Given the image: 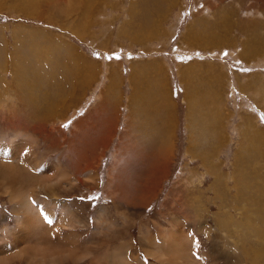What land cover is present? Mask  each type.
Masks as SVG:
<instances>
[{
  "label": "rangeland",
  "instance_id": "rangeland-1",
  "mask_svg": "<svg viewBox=\"0 0 264 264\" xmlns=\"http://www.w3.org/2000/svg\"><path fill=\"white\" fill-rule=\"evenodd\" d=\"M36 65L69 74L67 91L85 82L86 89L71 97L75 101L59 97L41 104L42 118L64 114L57 122L64 128V136L58 131L62 139L74 136L73 123L88 112L96 118L99 100L106 97L108 142L96 168L100 188L88 191L81 185L70 195L84 200L89 192L92 206L85 214L91 224L103 203L114 202L104 191L120 146L125 147L124 171L135 181L124 196L139 201L145 188L147 193L152 188L151 199L126 210L131 217L125 229L132 230L124 239L131 235L136 243L128 247L127 258L137 249L148 264L137 240L140 228L158 239L159 229L169 228L190 237L194 229H264V212H258L264 207V0H0V70L6 81L19 68L31 83ZM6 93L13 97L0 82V98ZM4 102L1 115L11 111ZM10 134L0 129V139L7 138L1 146L29 143L12 142ZM128 134L135 136L132 147L127 140L121 145ZM94 141L90 147H97ZM101 152L98 148L94 156ZM217 184L225 189L219 196ZM239 190L243 196L258 194L231 199ZM40 206L47 209L45 201ZM15 216L1 195L0 228L15 227ZM197 236L202 249L209 248V241ZM6 241L17 244L11 233ZM191 252L189 264H213L201 248Z\"/></svg>",
  "mask_w": 264,
  "mask_h": 264
},
{
  "label": "bare ground",
  "instance_id": "bare-ground-1",
  "mask_svg": "<svg viewBox=\"0 0 264 264\" xmlns=\"http://www.w3.org/2000/svg\"><path fill=\"white\" fill-rule=\"evenodd\" d=\"M32 56L39 58L38 54ZM37 65L31 73V83L27 81L25 75H19V68L13 70L10 82L6 81L4 69L0 70V82L13 91V97L8 93L1 95L0 102L5 100L4 103L11 111L8 113L2 110L4 114H0L2 116L0 129L5 128L7 135L11 133L9 139L12 142L17 138L29 140L25 145L21 141L22 146L16 145L17 148L13 149H10V146L0 145V186L3 189L0 196L5 195L8 198L16 214L15 227L0 228L2 240L0 264H12L16 261L44 264L47 259L48 264H146L144 259L139 258L137 253L140 251L137 249L133 257H126L128 247L136 245L131 235L128 241L124 239L132 230L125 229V221L130 216L127 215L126 210L132 208V205L127 202L121 205L118 202L125 199L122 192H126L135 181L126 180L128 172L124 171L122 163L113 164L114 167L110 169L111 173L105 186V194L108 189L114 197L112 205L103 203L99 207L94 217V224H91L89 216L85 214L92 206L88 191L93 190L95 186L100 188L101 184L96 168L102 152L94 159V154L97 153H93L88 141L96 140L107 145L108 136L96 139L93 135L102 136L104 133L102 129H95L89 127L88 123L75 121L72 125L74 136L71 139H62L58 131L61 129V135L64 136V128L61 126L62 123L57 126V122L64 114L57 112L48 118H42L40 115L43 101L55 102L59 97L70 98L73 101L78 99L71 97L77 94L78 90L86 89L83 85L85 82L78 83L77 91L74 88L67 91L64 80L70 77L69 74ZM101 98L94 116L103 119L106 124L102 114L106 97L101 96ZM12 103L16 105H10ZM1 107L2 103H0ZM31 125H34L33 129L28 130ZM84 128L87 130L85 131ZM84 132L87 137L82 134ZM5 138L0 139V143L2 140L5 141ZM125 139L124 136L123 141ZM83 145L87 149L80 148ZM123 148L125 147L121 149ZM44 151L47 154L53 153L57 157L53 161L48 160L49 156L43 155ZM81 185H85L88 190L84 193L85 199H81V194L72 198L71 193L73 194L74 191L77 193ZM217 185L214 189L219 196V191L225 189ZM115 189L117 190L114 191ZM151 190L152 188H148L149 195L145 188L142 196L140 195L142 203L151 199ZM252 194L251 197L243 196L239 190L231 199L242 197L253 199L258 193L254 191ZM261 194L262 192L259 193L260 197ZM42 201L47 203V209L40 206ZM55 207L66 212L56 213ZM258 212L263 213L264 207H260ZM174 220L179 222L176 217ZM250 221L253 226L255 220L250 217ZM139 231L137 240L142 247L147 246L141 251L151 259L148 264H189L187 260L191 257V251L197 247L201 248L204 259L207 257V261L213 264L219 262L264 264L262 262L264 261V229H194L196 234L190 237L183 229L169 228L159 229L160 239L155 238L149 229L140 228ZM10 233L15 237L16 245L6 241ZM197 233L199 235L201 233L209 241L210 246L204 249L205 251ZM82 235L86 238L81 242ZM239 241L242 245H239ZM24 243L33 245L20 248L19 246H23ZM245 251L248 254L244 253Z\"/></svg>",
  "mask_w": 264,
  "mask_h": 264
},
{
  "label": "crops",
  "instance_id": "crops-1",
  "mask_svg": "<svg viewBox=\"0 0 264 264\" xmlns=\"http://www.w3.org/2000/svg\"><path fill=\"white\" fill-rule=\"evenodd\" d=\"M79 58H80V56H79ZM135 72L136 71H133V74H132V76L133 75H135ZM135 99V96H132V101ZM142 102V101H141ZM137 105H139V102H138V104ZM140 106V105H139ZM98 107V106H97ZM97 107H96V109H97ZM106 108H107V105L105 104L104 106H103V108H102V114H105V116H104V118H105V121L107 122V112H106ZM138 113H139V107L137 108V110H136ZM135 111V112H136ZM131 113V112H130ZM81 120H82V122H84V123H88V125H89V127H93V128H97V129H99V130H103V135L102 136H100V134H95L94 135V137L96 138V139H100V138H102L103 136H106V133H105V129H106V125L104 124V122H103V119H100V118H94V117H92V111L91 112H88L87 113V115H84L83 117H81ZM97 122L98 123H101V124H97ZM128 137L125 139V140H127V142H128V144H129V146H131L132 147V138H134L135 136L132 134H128L127 135ZM87 140H88V138H87ZM89 142V141H88ZM92 144H96L97 145V147H94L93 145H92V147H90L91 148V150L92 151H94L95 150V152L94 153H97V150H98V148H101V149H103V151H102V153H104V150L106 149V147H107V145H105V144H103V143H101V142H99V141H94V142H92ZM121 145H124L125 146V141H124V143H122ZM142 146L143 147H145V145H143L142 144ZM130 147V148H131ZM117 152L118 153H116L115 155H116V160H115V164L114 165H118V164H121L122 162L120 161V159H121V154H123V157H125V149L123 150V149H121V148H118L117 149ZM121 153V154H120ZM127 156L129 157V155L127 154ZM94 159H96V157L94 158ZM127 158H124L123 160H126ZM122 160V159H121ZM120 161V162H119ZM129 161H130V159H129ZM126 180H132V181H134V179L132 178V175L128 172V176L126 177ZM118 183H120V182H118ZM117 189H115L114 191H116ZM124 195H125V192H122ZM112 194V193H111ZM129 203L130 205H132V206H136V205H138V204H142V198H140V200L139 201H136V199H128V198H126L125 197V199H123V200H120L119 202H118V204H121V205H124L125 203ZM84 217H86V215H84ZM143 247H144V245H143ZM142 247V248H143ZM143 252V251H142ZM137 253V252H136ZM135 253V254H136ZM140 253V252H139ZM144 253V252H143ZM138 254V253H137ZM145 254V253H144ZM138 256H139V254H138ZM147 257V256H146ZM146 260V259H145ZM148 260V261H147ZM147 262L149 263V259L147 258Z\"/></svg>",
  "mask_w": 264,
  "mask_h": 264
}]
</instances>
